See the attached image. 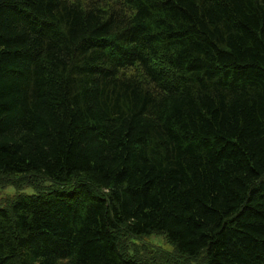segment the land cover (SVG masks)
<instances>
[{
	"label": "trees",
	"instance_id": "1",
	"mask_svg": "<svg viewBox=\"0 0 264 264\" xmlns=\"http://www.w3.org/2000/svg\"><path fill=\"white\" fill-rule=\"evenodd\" d=\"M14 175L0 264H264V0H0Z\"/></svg>",
	"mask_w": 264,
	"mask_h": 264
},
{
	"label": "rangeland",
	"instance_id": "2",
	"mask_svg": "<svg viewBox=\"0 0 264 264\" xmlns=\"http://www.w3.org/2000/svg\"><path fill=\"white\" fill-rule=\"evenodd\" d=\"M22 175H14L11 177H0V208L6 207V200L16 197L17 195H23V196H36L41 193L40 188H36L31 185H26L23 187H19L18 185L11 182V180H21ZM39 180L40 185H42V190H54L57 188H62L59 185L54 184L50 180L46 179L43 176H39L37 178ZM138 245H144L145 247H148L149 249H159L160 251H163L165 253L167 252H173V246L169 243L166 236L164 234H154L151 236H147L144 238H141L136 241ZM149 249H146L149 251ZM145 251V249H143ZM200 262V261H199ZM199 262L192 261L191 264H199ZM204 264V263H202Z\"/></svg>",
	"mask_w": 264,
	"mask_h": 264
}]
</instances>
